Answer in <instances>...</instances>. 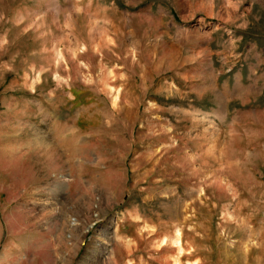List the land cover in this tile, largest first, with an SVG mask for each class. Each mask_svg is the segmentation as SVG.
Here are the masks:
<instances>
[{"label":"rangeland","instance_id":"1","mask_svg":"<svg viewBox=\"0 0 264 264\" xmlns=\"http://www.w3.org/2000/svg\"><path fill=\"white\" fill-rule=\"evenodd\" d=\"M0 264H264V0H0Z\"/></svg>","mask_w":264,"mask_h":264}]
</instances>
